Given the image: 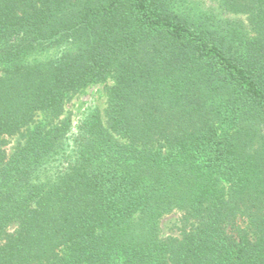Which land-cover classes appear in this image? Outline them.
<instances>
[{
    "label": "trees",
    "instance_id": "1",
    "mask_svg": "<svg viewBox=\"0 0 264 264\" xmlns=\"http://www.w3.org/2000/svg\"><path fill=\"white\" fill-rule=\"evenodd\" d=\"M0 264H264V0H0Z\"/></svg>",
    "mask_w": 264,
    "mask_h": 264
},
{
    "label": "rangeland",
    "instance_id": "2",
    "mask_svg": "<svg viewBox=\"0 0 264 264\" xmlns=\"http://www.w3.org/2000/svg\"><path fill=\"white\" fill-rule=\"evenodd\" d=\"M105 83H98L89 86L82 92L72 97L66 104L64 117H70L74 130L79 123L93 110L103 112L106 106ZM25 132V131H24ZM21 141L19 135L7 138L5 149L10 154ZM180 215L172 213L167 215L161 222L162 237L180 235Z\"/></svg>",
    "mask_w": 264,
    "mask_h": 264
}]
</instances>
